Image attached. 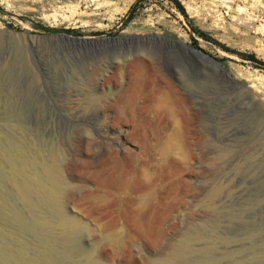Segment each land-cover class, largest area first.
I'll return each mask as SVG.
<instances>
[{"label": "rangeland", "instance_id": "obj_1", "mask_svg": "<svg viewBox=\"0 0 264 264\" xmlns=\"http://www.w3.org/2000/svg\"><path fill=\"white\" fill-rule=\"evenodd\" d=\"M177 1L0 0V264H264V0Z\"/></svg>", "mask_w": 264, "mask_h": 264}, {"label": "water", "instance_id": "obj_2", "mask_svg": "<svg viewBox=\"0 0 264 264\" xmlns=\"http://www.w3.org/2000/svg\"><path fill=\"white\" fill-rule=\"evenodd\" d=\"M61 35L67 39V42L61 49H59L58 51L57 50L55 51V54L53 56L52 61H56L58 64L66 65L68 62L73 60V57L80 54V48L83 45L84 38L72 37V36H69L68 34H65V33H62ZM117 38L118 37H111L108 40L114 41ZM191 49L194 50V48H192V47H191ZM200 54L203 56L206 55L202 52ZM208 58H209V60H211L212 64L218 65L213 59H210V57H208Z\"/></svg>", "mask_w": 264, "mask_h": 264}, {"label": "bare ground", "instance_id": "obj_3", "mask_svg": "<svg viewBox=\"0 0 264 264\" xmlns=\"http://www.w3.org/2000/svg\"><path fill=\"white\" fill-rule=\"evenodd\" d=\"M118 38H120V37H118ZM195 51L197 53H199V54L201 53L198 50H195ZM192 53L195 54L196 56L200 57L196 53H194V52H192ZM204 57L207 58L206 56H204ZM58 160H59V157L58 156H55L52 159L51 164H45L43 166V171H44V174H45L43 176L45 177L47 183L49 184L50 194L52 196H55V197H60L61 194H62V183H61L58 175L56 174L58 172V170H59V164H60V163H58ZM56 203H58V201H56ZM62 220H63V223L64 224L74 225V222L71 221L70 219L63 218Z\"/></svg>", "mask_w": 264, "mask_h": 264}, {"label": "trees", "instance_id": "obj_4", "mask_svg": "<svg viewBox=\"0 0 264 264\" xmlns=\"http://www.w3.org/2000/svg\"><path fill=\"white\" fill-rule=\"evenodd\" d=\"M171 1L173 2L174 6L177 8V10L180 12V14H181L184 18H186V14H185V12H184L182 6L179 4V2H178L177 0H171ZM42 30H43V31H51V30H55V29H51V28H48V27H44ZM193 31H194L197 35L201 36L202 38L209 40V37H208L204 32H202V31H200V30H197V29H195V28H193ZM246 57H248V59L251 60V61H252L255 65H257V66H262V65H264V64L261 63L259 60H257L252 54H248Z\"/></svg>", "mask_w": 264, "mask_h": 264}]
</instances>
